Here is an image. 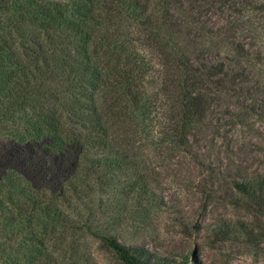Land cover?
I'll return each mask as SVG.
<instances>
[{
    "label": "trees",
    "instance_id": "1",
    "mask_svg": "<svg viewBox=\"0 0 264 264\" xmlns=\"http://www.w3.org/2000/svg\"><path fill=\"white\" fill-rule=\"evenodd\" d=\"M240 1L0 0V250L7 264H62L59 254L73 260L56 234L92 231L76 211L90 195L113 187L144 209L155 203L148 181L133 173L131 132L171 98L173 134L188 149L221 95L248 79L241 58L249 60L254 46L237 38ZM242 5L264 9L255 0ZM226 11L233 16L209 25ZM224 39L232 56L218 60L214 50ZM225 198L264 217V173L233 178ZM217 229L227 239L237 226ZM99 237L123 264L189 262V254L177 262Z\"/></svg>",
    "mask_w": 264,
    "mask_h": 264
},
{
    "label": "rangeland",
    "instance_id": "2",
    "mask_svg": "<svg viewBox=\"0 0 264 264\" xmlns=\"http://www.w3.org/2000/svg\"><path fill=\"white\" fill-rule=\"evenodd\" d=\"M242 1L241 12L235 13L244 20L237 38L254 46L249 47L254 50L249 60L241 58L248 79L237 92L221 95L206 121L190 136L188 149L174 137L176 110L170 95V100L164 98L155 119L147 126L137 124L131 132L129 160L133 173L146 179L156 193L155 203L144 209L147 205L140 207L113 187L111 194L90 195L87 205L76 211L82 222L92 227V233L80 228L56 234L63 247H74L67 254L60 246L63 256H74L69 261L59 254L62 264H123L99 237L102 234L126 245H144L177 262L189 254L186 264H264V217H256L225 198L233 178L264 173V9H245ZM231 14L234 12L214 15L209 25H220ZM222 41L214 54L218 60H227L232 56L230 40ZM222 222L237 226L227 239L217 229ZM46 241L51 254L53 239ZM6 259L0 250V264Z\"/></svg>",
    "mask_w": 264,
    "mask_h": 264
}]
</instances>
